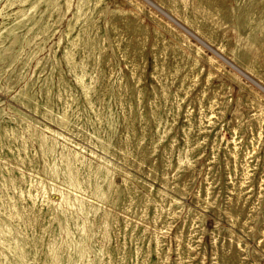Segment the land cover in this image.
Segmentation results:
<instances>
[{"label":"rangeland","instance_id":"374dc122","mask_svg":"<svg viewBox=\"0 0 264 264\" xmlns=\"http://www.w3.org/2000/svg\"><path fill=\"white\" fill-rule=\"evenodd\" d=\"M84 1L0 0V264H264V0Z\"/></svg>","mask_w":264,"mask_h":264},{"label":"bare ground","instance_id":"6f19581e","mask_svg":"<svg viewBox=\"0 0 264 264\" xmlns=\"http://www.w3.org/2000/svg\"><path fill=\"white\" fill-rule=\"evenodd\" d=\"M40 1V0H39ZM55 3V2H54ZM85 1L84 0H80V3H79V5H78V8H77V12H75V14H74V16L76 17V18H79V16L81 15V13H82V11H83V8H84V5H85ZM89 3V2H88ZM90 3H91V0H90ZM89 3V4H90ZM98 3V2H97ZM240 3V2H239ZM69 4V3H68ZM88 5V4H87ZM95 6V5H94ZM33 7V6H32ZM88 8V7H87ZM94 9H95V7H94ZM88 11V10H87ZM87 15V14H86ZM219 15V14H218ZM83 18V17H82ZM77 20H79V19H77ZM201 22V21H200ZM20 23V22H19ZM12 34V33H11ZM10 34V35H11ZM75 40H77V39H75ZM78 42H79V40H78ZM73 43H74V41H73ZM80 44V43H79ZM71 46H72V44H71ZM104 46V45H103ZM75 46H73V48H74ZM70 48H72V47H70ZM84 48V47H83ZM66 51H67V49H66ZM68 52V51H67ZM70 54H71V52H70ZM221 55V54H220ZM69 57V56H68ZM67 59V58H66ZM72 62V61H71ZM86 62V61H85ZM84 62V63H85ZM83 63V62H82ZM73 64V63H72ZM80 80V79H79ZM81 80H82V78H81ZM85 83V82H84ZM83 84V83H82ZM87 85V84H86ZM85 85V86H86ZM84 86V85H83ZM49 89V88H48ZM29 93V92H28ZM88 93V92H87ZM28 98V97H27ZM216 101V100H215ZM27 105H28V102H27ZM67 116V115H66ZM65 116V117H66ZM64 117V116H63ZM68 117V116H67ZM68 119V118H67ZM67 119H66V121H67ZM65 120V119H64ZM264 123V122H263ZM58 124V123H57ZM62 127H63V125H62ZM8 133V132H7ZM13 133V132H12ZM10 135V134H9ZM13 136V135H12ZM11 139V138H10ZM14 140V139H13ZM18 140V139H17ZM26 143V142H25ZM48 144V143H47ZM52 144V143H51ZM49 145V144H48ZM55 151V150H54ZM78 156V155H77ZM76 158H78V157H76ZM24 159V158H23ZM52 159H53V157H52ZM72 162V161H71ZM80 162H81V160H80ZM52 163V162H51ZM62 163V162H61ZM66 164V163H65ZM77 164V163H76ZM81 165V164H80ZM52 166V165H51ZM77 166V165H76ZM71 167H72V165H71ZM80 168H82V167H80ZM85 168V167H84ZM248 169V168H247ZM51 170V169H50ZM77 170V169H76ZM75 170V171H76ZM66 171H67V169H66ZM78 171V170H77ZM73 173V172H72ZM105 173H107V172H105ZM49 174H50V172H49ZM67 174V173H66ZM73 175V174H72ZM74 176V175H73ZM107 176V175H106ZM59 177V176H58ZM67 178V177H66ZM103 178H104V176H103ZM73 180V179H72ZM79 181V180H78ZM1 183H2V181H0ZM52 182V181H51ZM6 183V182H5ZM14 183V182H13ZM55 183V182H54ZM78 183V182H77ZM7 185V184H6ZM14 185V184H13ZM80 186V185H79ZM70 187H72L73 189H75L76 190V188H77V186L76 185H70ZM5 188V187H4ZM16 188V187H15ZM80 188V187H79ZM17 189V188H16ZM103 190H104V188H103ZM92 191V190H91ZM105 191V190H104ZM24 192V191H23ZM77 193V192H76ZM1 195V194H0ZM84 196V195H83ZM9 198H11V195L9 196ZM102 198V195H101V193H98L97 194V199H101ZM63 199V198H62ZM1 200V199H0ZM17 200V199H16ZM2 201V200H1ZM57 202V201H56ZM69 205H71L70 203H69ZM71 207H72V205H71ZM82 207V206H81ZM17 208V207H16ZM16 208H14V209H16ZM85 208V207H84ZM1 210V209H0ZM31 213V212H30ZM4 214V213H3ZM73 214V213H72ZM6 216V215H5ZM13 218V217H12ZM11 218V219H12ZM73 218V217H72ZM90 218V217H89ZM36 219V218H35ZM75 219V218H74ZM33 225V224H32ZM27 227V226H26ZM81 228V227H80ZM73 232V231H72ZM10 233V231L8 230V229H4L3 227H0V236H7L8 234ZM82 233H83V230L81 229L80 230V235H82ZM73 235V234H72ZM76 235V234H75ZM95 235V234H94ZM94 237V236H93ZM86 238H87V236H86ZM37 239V238H36ZM38 239H39V237H38ZM34 241V240H33ZM8 242V241H7ZM36 242V241H35ZM85 242V241H84ZM87 242V241H86ZM9 243V242H8ZM24 243V242H23ZM12 245V244H11ZM22 246V245H21ZM71 247H73V243L72 242H70L69 243V248H71ZM11 248V247H10ZM23 248V247H22ZM14 249V253H15V256H17V259H18V261H21L22 260V256L20 255V253H19V251H20V249H18L16 246L13 248ZM39 249V248H38ZM76 249H78V254L79 255H81L82 254V249H81V246H80V248H78L77 246H76ZM98 249V248H97ZM23 250V249H22ZM84 251V250H83ZM55 254V253H54ZM36 256V255H35ZM111 257V256H110ZM51 258V257H50ZM5 259H6V257H5ZM33 259V258H32ZM26 260V259H25ZM3 263V262H2ZM6 263V262H5Z\"/></svg>","mask_w":264,"mask_h":264}]
</instances>
